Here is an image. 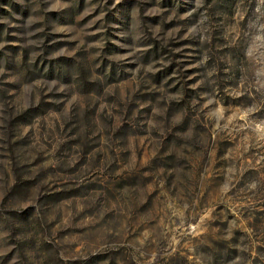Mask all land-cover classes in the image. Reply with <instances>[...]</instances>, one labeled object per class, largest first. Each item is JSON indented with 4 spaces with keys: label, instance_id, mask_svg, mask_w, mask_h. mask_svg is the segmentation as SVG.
Returning <instances> with one entry per match:
<instances>
[{
    "label": "rangeland",
    "instance_id": "obj_1",
    "mask_svg": "<svg viewBox=\"0 0 264 264\" xmlns=\"http://www.w3.org/2000/svg\"><path fill=\"white\" fill-rule=\"evenodd\" d=\"M0 264H264V0H0Z\"/></svg>",
    "mask_w": 264,
    "mask_h": 264
}]
</instances>
